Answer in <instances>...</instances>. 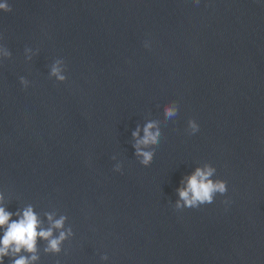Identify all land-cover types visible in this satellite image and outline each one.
<instances>
[{
  "label": "water",
  "instance_id": "water-1",
  "mask_svg": "<svg viewBox=\"0 0 264 264\" xmlns=\"http://www.w3.org/2000/svg\"><path fill=\"white\" fill-rule=\"evenodd\" d=\"M9 3L0 13V43L12 53L0 63V190L9 210L55 209L75 233L59 255L41 241L40 264H264V3ZM26 47L38 50L31 61ZM55 58L67 65L64 83L48 76ZM170 101L179 113L163 122ZM148 115L162 136L143 166L131 131ZM205 162L228 192L176 210L182 175Z\"/></svg>",
  "mask_w": 264,
  "mask_h": 264
},
{
  "label": "clouds",
  "instance_id": "clouds-1",
  "mask_svg": "<svg viewBox=\"0 0 264 264\" xmlns=\"http://www.w3.org/2000/svg\"><path fill=\"white\" fill-rule=\"evenodd\" d=\"M201 0H193L199 4ZM264 3V0H258ZM12 11L9 0H0V13ZM145 48H150V42H144ZM38 50L30 47L24 49L26 61H31ZM10 50L0 43V63L11 58ZM67 65L63 58H55L49 66L48 76L58 83H64L67 77ZM19 83L24 88L30 87L31 82L25 77H19ZM163 122L176 117L179 104L170 101L163 105ZM162 121L151 115L137 123L131 131V146L134 156L143 166H148L154 157L155 146L160 143L162 136ZM200 125L195 119L187 121V131L195 135ZM116 161L114 172H122L123 164L113 155ZM228 192V182L217 175V169L211 163L196 165L189 173L182 175L178 187L175 188L176 199L173 207L176 210L199 208L214 203L217 195L224 196ZM228 204V200L222 201ZM75 233L68 224V216L52 211L38 212L31 203L18 206L15 211L9 210L4 191L0 190V264H40V242H44L45 254L59 255L65 251L63 245L71 240ZM102 261H109L107 254L101 255Z\"/></svg>",
  "mask_w": 264,
  "mask_h": 264
}]
</instances>
